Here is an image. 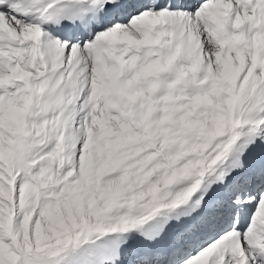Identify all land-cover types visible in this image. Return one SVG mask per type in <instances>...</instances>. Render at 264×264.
Masks as SVG:
<instances>
[{
  "label": "snow or ice",
  "instance_id": "snow-or-ice-1",
  "mask_svg": "<svg viewBox=\"0 0 264 264\" xmlns=\"http://www.w3.org/2000/svg\"><path fill=\"white\" fill-rule=\"evenodd\" d=\"M0 264H264V0H0Z\"/></svg>",
  "mask_w": 264,
  "mask_h": 264
}]
</instances>
